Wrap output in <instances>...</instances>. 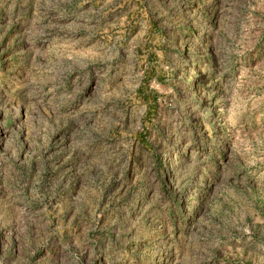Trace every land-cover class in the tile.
I'll return each instance as SVG.
<instances>
[{
	"label": "rangeland",
	"instance_id": "rangeland-1",
	"mask_svg": "<svg viewBox=\"0 0 264 264\" xmlns=\"http://www.w3.org/2000/svg\"><path fill=\"white\" fill-rule=\"evenodd\" d=\"M0 264H264V0H0Z\"/></svg>",
	"mask_w": 264,
	"mask_h": 264
}]
</instances>
